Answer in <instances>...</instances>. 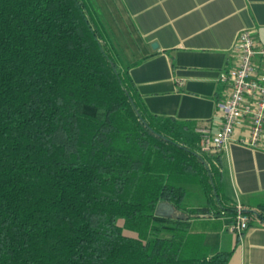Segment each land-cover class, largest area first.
Wrapping results in <instances>:
<instances>
[{
	"label": "trees",
	"instance_id": "16d2710c",
	"mask_svg": "<svg viewBox=\"0 0 264 264\" xmlns=\"http://www.w3.org/2000/svg\"><path fill=\"white\" fill-rule=\"evenodd\" d=\"M186 130L141 103L87 0H0V264H227L204 243L221 151Z\"/></svg>",
	"mask_w": 264,
	"mask_h": 264
},
{
	"label": "crops",
	"instance_id": "0c3cea01",
	"mask_svg": "<svg viewBox=\"0 0 264 264\" xmlns=\"http://www.w3.org/2000/svg\"><path fill=\"white\" fill-rule=\"evenodd\" d=\"M118 71L129 79L149 112L216 131V102L228 89L230 53L242 28L264 47V0H87ZM195 134V133H194ZM236 136L244 135L237 127ZM222 193L218 217H206L210 254L230 251L227 264H264V152L231 145L221 151ZM204 205L194 200L189 207ZM251 216L235 238L228 211Z\"/></svg>",
	"mask_w": 264,
	"mask_h": 264
},
{
	"label": "built area",
	"instance_id": "2783aa9c",
	"mask_svg": "<svg viewBox=\"0 0 264 264\" xmlns=\"http://www.w3.org/2000/svg\"><path fill=\"white\" fill-rule=\"evenodd\" d=\"M234 67L223 81L228 89L224 97L216 102L220 117L216 131L209 127H198L195 132L202 151H222L231 145L264 152V47L260 46L249 28L236 34L230 47ZM240 127L244 135L236 136ZM226 228L233 237L246 231L251 216L239 207L233 211Z\"/></svg>",
	"mask_w": 264,
	"mask_h": 264
},
{
	"label": "water",
	"instance_id": "95a60500",
	"mask_svg": "<svg viewBox=\"0 0 264 264\" xmlns=\"http://www.w3.org/2000/svg\"><path fill=\"white\" fill-rule=\"evenodd\" d=\"M156 214L166 217H185V214L178 212L170 203L161 202L157 205Z\"/></svg>",
	"mask_w": 264,
	"mask_h": 264
},
{
	"label": "rangeland",
	"instance_id": "374dc122",
	"mask_svg": "<svg viewBox=\"0 0 264 264\" xmlns=\"http://www.w3.org/2000/svg\"><path fill=\"white\" fill-rule=\"evenodd\" d=\"M194 133H195V135H197L196 132H194ZM194 133H192V134L194 135ZM192 134H187V136L190 137Z\"/></svg>",
	"mask_w": 264,
	"mask_h": 264
}]
</instances>
